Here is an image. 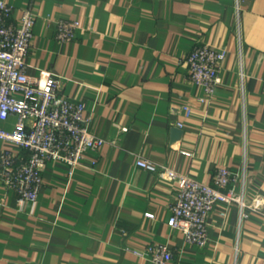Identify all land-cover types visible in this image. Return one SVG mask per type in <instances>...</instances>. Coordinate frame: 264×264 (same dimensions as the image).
I'll return each instance as SVG.
<instances>
[{
  "label": "crops",
  "instance_id": "1",
  "mask_svg": "<svg viewBox=\"0 0 264 264\" xmlns=\"http://www.w3.org/2000/svg\"><path fill=\"white\" fill-rule=\"evenodd\" d=\"M0 1L14 20L28 8L36 15L28 74L61 78V95L83 104L105 140L74 169L48 163L35 203L20 204L0 168V264H150L151 244L170 247L167 264H264V205L246 217L233 206L226 219L217 207L199 248L168 225L175 184L136 165L143 158L211 186L227 168L248 204L264 201V0ZM62 19L81 24L72 42L56 37ZM203 45L228 52L212 98L189 77L187 58Z\"/></svg>",
  "mask_w": 264,
  "mask_h": 264
},
{
  "label": "built area",
  "instance_id": "2",
  "mask_svg": "<svg viewBox=\"0 0 264 264\" xmlns=\"http://www.w3.org/2000/svg\"><path fill=\"white\" fill-rule=\"evenodd\" d=\"M13 15L14 6L0 1V142L8 147L1 154V177L5 186L17 193L20 204L35 203L48 163L74 169L89 153L99 151L105 140L89 130L83 104L61 95V78L47 70H41L38 76L28 74L27 57L36 15L30 8L22 10L17 20ZM80 28L78 20H59L56 37L63 43L72 42ZM227 56L225 48L203 45L187 58L191 82L201 87L208 98L215 95L222 82L220 69ZM199 101L204 103L207 98ZM190 114L188 108L187 115ZM12 117L16 122L12 130H7L3 124ZM12 147L27 150L28 159L22 160L11 151ZM136 165L175 184L176 200L168 225L180 231L187 244L199 248L208 244L209 218L217 207H221L218 213L223 219L233 206L244 217L248 209L263 213L264 201L256 197L248 204L244 194L236 191L237 174L227 168L218 170L211 186L143 158H138ZM147 216L154 218L152 214ZM145 251L150 255V264H167L173 259L170 247L164 244L147 245ZM134 253L143 256L140 251Z\"/></svg>",
  "mask_w": 264,
  "mask_h": 264
},
{
  "label": "water",
  "instance_id": "3",
  "mask_svg": "<svg viewBox=\"0 0 264 264\" xmlns=\"http://www.w3.org/2000/svg\"><path fill=\"white\" fill-rule=\"evenodd\" d=\"M174 132H175V133H174V137H180V136H182V134H183L182 130H180V129H177V130H175Z\"/></svg>",
  "mask_w": 264,
  "mask_h": 264
}]
</instances>
